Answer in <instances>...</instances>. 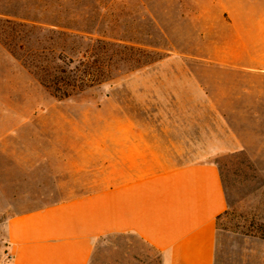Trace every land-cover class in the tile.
<instances>
[{"label": "rangeland", "instance_id": "obj_1", "mask_svg": "<svg viewBox=\"0 0 264 264\" xmlns=\"http://www.w3.org/2000/svg\"><path fill=\"white\" fill-rule=\"evenodd\" d=\"M204 78L227 96L255 93L237 103L261 115L204 116ZM222 129L241 140L212 158L225 264H264V0H0V206L24 213L104 187L107 148L122 140L200 161ZM89 264L163 263L137 238L111 236Z\"/></svg>", "mask_w": 264, "mask_h": 264}, {"label": "crops", "instance_id": "obj_2", "mask_svg": "<svg viewBox=\"0 0 264 264\" xmlns=\"http://www.w3.org/2000/svg\"><path fill=\"white\" fill-rule=\"evenodd\" d=\"M204 63L213 69L240 68L229 61ZM222 87L204 78V116L261 115L257 108L237 103L259 101L255 93L227 96ZM221 100L234 104L222 108ZM223 129L216 140L204 143L213 151L200 161L171 163L157 151L158 142L145 136L122 140L114 152L107 148L104 187L92 186L24 213L0 206V216H6V258L0 264H89L97 240L111 236L137 238L156 251L163 264H225L228 245L217 221L226 212L227 198L212 158L225 149L238 150L241 140L234 131Z\"/></svg>", "mask_w": 264, "mask_h": 264}, {"label": "trees", "instance_id": "obj_3", "mask_svg": "<svg viewBox=\"0 0 264 264\" xmlns=\"http://www.w3.org/2000/svg\"><path fill=\"white\" fill-rule=\"evenodd\" d=\"M54 90L57 92L58 91V88H54ZM66 94H62V96H65ZM225 214V213H224Z\"/></svg>", "mask_w": 264, "mask_h": 264}]
</instances>
